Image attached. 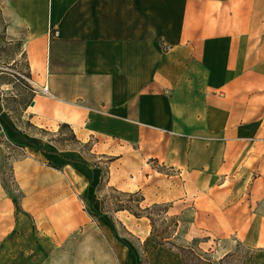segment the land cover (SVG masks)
<instances>
[{"label": "crops", "instance_id": "0c3cea01", "mask_svg": "<svg viewBox=\"0 0 264 264\" xmlns=\"http://www.w3.org/2000/svg\"><path fill=\"white\" fill-rule=\"evenodd\" d=\"M9 4L27 27L33 94L12 107L0 72V264H45L91 224L106 170L147 204L193 209L187 235L235 236L264 264V0ZM118 214L149 264H186L147 217Z\"/></svg>", "mask_w": 264, "mask_h": 264}, {"label": "rangeland", "instance_id": "374dc122", "mask_svg": "<svg viewBox=\"0 0 264 264\" xmlns=\"http://www.w3.org/2000/svg\"><path fill=\"white\" fill-rule=\"evenodd\" d=\"M26 33V24L19 20L17 13L10 6L9 0H0V72H4L5 78L15 82L13 87L17 97L14 94L11 95L19 103L12 100L11 105L17 108L33 94L25 56L20 54L21 45L27 38ZM15 57L17 58L16 62H12L11 58ZM4 167L8 172L9 165L6 164ZM4 179L8 188L15 195H19L10 173ZM100 192L104 197H107L108 209L111 210L114 219H111L109 214L104 213L101 209L97 213L98 218H93L91 224L72 234L53 252L45 264H134V256L139 260L143 259L144 264H147L146 259L150 248L126 226L120 218L119 212H113L116 208L114 202L117 198L127 200L129 197L119 194L110 184L101 185ZM147 203L149 202L144 204ZM191 213L192 211L188 213V216ZM204 237L207 236H201V238ZM187 238L191 240L193 237L187 235ZM239 242L237 237L230 236L221 241L213 238L203 242L201 246L204 249L212 247L216 250L218 260L227 252L232 251L236 255L225 261L224 264H243L242 255H245L246 251L239 247Z\"/></svg>", "mask_w": 264, "mask_h": 264}, {"label": "trees", "instance_id": "16d2710c", "mask_svg": "<svg viewBox=\"0 0 264 264\" xmlns=\"http://www.w3.org/2000/svg\"><path fill=\"white\" fill-rule=\"evenodd\" d=\"M3 111V107L0 104V114ZM3 130V126L0 123V134ZM8 146H11V142L8 139H4ZM2 142L0 136V143ZM111 160V159H109ZM107 170L104 172V176L102 177L101 182L98 186V191L102 200V211L106 214H109L111 219H114L111 210L108 209V199L103 196L100 192V187L103 184H109V177H107ZM5 182V179L3 177ZM15 183V181H14ZM16 185V183H15ZM5 187L9 191V193L16 199L20 200L21 191L19 189V195H15L5 183ZM113 189L117 191L121 195L128 196L127 200L123 198H117L116 208H114L113 212H119L121 210H128L130 213L135 215L136 217H147L150 220L151 224V233L150 236L152 240L157 244L168 248L176 253H178L183 261L186 264H224L225 261L235 256V253L232 251L227 252L223 255L219 260L217 259L216 250L212 247L209 249H204L201 244L203 242L209 241L210 237H194L191 240L187 238V234L189 232L191 223L194 220L195 214L193 209H187L182 214L173 215L170 214V202H155L152 204H144L146 197L141 190L138 191H124L118 189L113 186ZM110 206V204H109ZM87 210L89 211L92 218H98L97 213L91 211V209L87 206ZM192 211L190 216L188 213ZM114 233V231H113ZM221 241L222 239H218ZM239 247L246 251L245 255H242V263L248 264V262L255 256L257 253V249L245 245L242 242H239ZM147 264H149V257L147 254ZM138 264H144L143 259H140Z\"/></svg>", "mask_w": 264, "mask_h": 264}, {"label": "built area", "instance_id": "2783aa9c", "mask_svg": "<svg viewBox=\"0 0 264 264\" xmlns=\"http://www.w3.org/2000/svg\"><path fill=\"white\" fill-rule=\"evenodd\" d=\"M43 91H44V92H47V88L45 87V89H43ZM0 123H1V121H0Z\"/></svg>", "mask_w": 264, "mask_h": 264}]
</instances>
